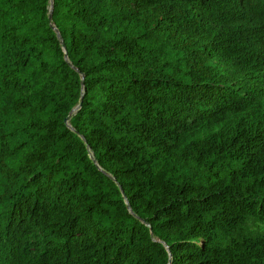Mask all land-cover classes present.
Wrapping results in <instances>:
<instances>
[{
	"label": "trees",
	"instance_id": "trees-1",
	"mask_svg": "<svg viewBox=\"0 0 264 264\" xmlns=\"http://www.w3.org/2000/svg\"><path fill=\"white\" fill-rule=\"evenodd\" d=\"M48 5L0 0V264H264V0H53L76 132Z\"/></svg>",
	"mask_w": 264,
	"mask_h": 264
},
{
	"label": "water",
	"instance_id": "water-1",
	"mask_svg": "<svg viewBox=\"0 0 264 264\" xmlns=\"http://www.w3.org/2000/svg\"><path fill=\"white\" fill-rule=\"evenodd\" d=\"M52 9H53V0H49L48 14H47V17H48V20H49V25H50V27L54 30V32H55V34H56V37H57V39L59 40V42H60V44H61V47H62V50H63V58H64V60H66V61L68 62V64H69V65H70L75 71H77V72L79 73V75H80V80H81V93H80V97H79L78 104H77L76 106H74L73 108H71L70 111L68 112V114H67V115L65 116V118L63 119V121H64V123L66 124V126H67L68 128H70L71 130H74L73 127L71 126L69 120H70L72 114H73L77 109H79V108H80V105H81L82 96H83V89H84V88H83V78H84V74H83V72H80L79 69H78L77 67H75V66H74V65L68 60L66 47H65V45H64L63 39H62V37H61V34H60L58 28L55 26V24H54L53 21H52ZM74 131H75V130H74ZM75 132H76V131H75ZM80 137L82 138V140H83L84 142H86V140H85V138H84L83 135L80 134ZM86 147H87V149H88V151H89V157H90V158L92 159V161L98 166V168L101 169V167H99V165L97 164V161H96V159H95V157H94L93 152L89 149L88 145H86ZM104 172H105L108 176H110L112 179H114V177H113L111 174L107 173L106 171H104ZM118 186H119V188H120V190H121V192H122V196H123V198H124V201H125V204H126L128 210L131 211V210H130L129 203H128V201H127V198H126L125 194L123 193V191H122V189H121V186H120L119 184H118ZM140 221H141V222H144L145 225H148V226H149V223L146 222V221H144L142 218H140ZM149 230H150V235L152 236V232H151V228H150V227H149ZM152 238H153V237H152ZM153 240H155V238H153ZM161 242L166 246V244H165L163 241H161ZM166 249L168 250V247H167V246H166ZM168 260L170 261V260H171V257H169Z\"/></svg>",
	"mask_w": 264,
	"mask_h": 264
},
{
	"label": "bare ground",
	"instance_id": "bare-ground-1",
	"mask_svg": "<svg viewBox=\"0 0 264 264\" xmlns=\"http://www.w3.org/2000/svg\"><path fill=\"white\" fill-rule=\"evenodd\" d=\"M166 246H167V245H166ZM166 246H165V247H166ZM168 252H169V250H168Z\"/></svg>",
	"mask_w": 264,
	"mask_h": 264
},
{
	"label": "rangeland",
	"instance_id": "rangeland-1",
	"mask_svg": "<svg viewBox=\"0 0 264 264\" xmlns=\"http://www.w3.org/2000/svg\"><path fill=\"white\" fill-rule=\"evenodd\" d=\"M73 108V107H72ZM65 118V117H64Z\"/></svg>",
	"mask_w": 264,
	"mask_h": 264
}]
</instances>
